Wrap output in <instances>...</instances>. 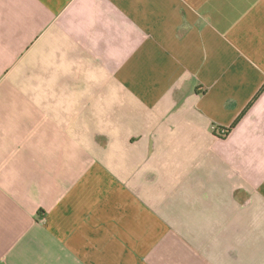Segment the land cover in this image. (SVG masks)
<instances>
[{"label":"crops","instance_id":"0c3cea01","mask_svg":"<svg viewBox=\"0 0 264 264\" xmlns=\"http://www.w3.org/2000/svg\"><path fill=\"white\" fill-rule=\"evenodd\" d=\"M0 264H264V0H0Z\"/></svg>","mask_w":264,"mask_h":264},{"label":"built area","instance_id":"2783aa9c","mask_svg":"<svg viewBox=\"0 0 264 264\" xmlns=\"http://www.w3.org/2000/svg\"><path fill=\"white\" fill-rule=\"evenodd\" d=\"M219 134H220L222 137H226V136L228 135V132H227V130L222 129V130L219 132Z\"/></svg>","mask_w":264,"mask_h":264},{"label":"trees","instance_id":"16d2710c","mask_svg":"<svg viewBox=\"0 0 264 264\" xmlns=\"http://www.w3.org/2000/svg\"><path fill=\"white\" fill-rule=\"evenodd\" d=\"M229 133V131H227Z\"/></svg>","mask_w":264,"mask_h":264}]
</instances>
